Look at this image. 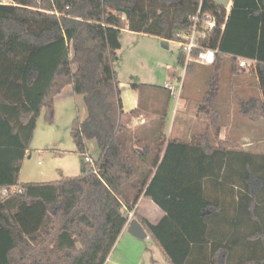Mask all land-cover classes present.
<instances>
[{
	"label": "trees",
	"instance_id": "trees-1",
	"mask_svg": "<svg viewBox=\"0 0 264 264\" xmlns=\"http://www.w3.org/2000/svg\"><path fill=\"white\" fill-rule=\"evenodd\" d=\"M5 1L0 2V264H104L129 212L169 264H264V153L237 151L229 138L218 139L216 107L223 60L229 58L230 72L238 77L237 59H252L246 73L261 96L238 98V109L243 116L264 118V0H230L228 13L213 0ZM199 6L218 24L200 41L217 49L199 102L209 127L189 140L166 138L171 93L165 86L163 112L128 127L121 122L113 67L121 29L178 41L177 33L191 27ZM183 62L180 50L181 67ZM195 65L188 62L185 72ZM66 85L82 96L86 109L83 119L76 115L71 121L75 152L88 156L87 140L93 138L99 154L76 175L19 181L37 118L44 110L46 121L53 122L54 96ZM16 187L20 191L1 193ZM142 194L164 212L157 223L138 212Z\"/></svg>",
	"mask_w": 264,
	"mask_h": 264
},
{
	"label": "rangeland",
	"instance_id": "rangeland-1",
	"mask_svg": "<svg viewBox=\"0 0 264 264\" xmlns=\"http://www.w3.org/2000/svg\"><path fill=\"white\" fill-rule=\"evenodd\" d=\"M225 10L228 13L229 6ZM119 39L122 47L117 53L116 58L118 60H115L114 63L117 79L129 86L131 83L138 84V88H136L140 103L138 112L145 113L148 118L145 122L163 112L165 100L164 83L172 81L178 86L177 78H182L183 90H181V100L178 103L173 98L168 101L166 108L167 121L163 127L166 138L169 136L175 137L178 120H172L174 108L183 106L184 99H187L189 93L195 94V92H192L194 91V86L201 85L204 89L207 87L205 79L211 74V66L198 63V65H195V72H184L178 63L180 48L178 42L175 40H167L168 46H165L158 37L127 29H122ZM239 71L238 77L233 76L230 72L229 58L223 60L220 72L221 89L218 104L222 117L225 115L224 105H226L227 100L234 103L230 98L233 97V94L227 93V89L230 84L237 83L239 78L241 80L237 84L247 85L249 88L247 94L252 93L250 94L251 96H256L255 93L258 89L255 78L252 74L246 73L248 72L247 68L239 66ZM65 87L59 94L54 96L53 122L48 123L46 121L44 110L40 112L37 118L33 136L20 169L19 181H51L59 179L62 175L72 176L81 171L84 156L75 152V144L70 136V125L76 115L80 119H83L86 115V109L82 96L73 95L71 85L69 87L66 85ZM227 95L230 96L228 99L226 98ZM243 96L245 97V95ZM200 97L201 95L199 94ZM188 102L189 105L193 103V106L195 105L194 107H196L198 100L194 102V100L189 98ZM175 105L177 106L175 107ZM190 107L192 108V106ZM190 107L188 106V108ZM179 111L180 109L175 111L176 116ZM222 121L225 122V120ZM199 127L200 124L189 126L185 128V132L183 131V133L180 132L179 134L191 137L198 133ZM87 145L88 156L92 160L96 159L99 149L95 139H88ZM140 207L141 209H146L148 208V204L141 200ZM38 214L39 212H36L32 215L37 216ZM104 264L169 263L161 250L148 236L146 238H136L130 233L125 232L124 235L118 237Z\"/></svg>",
	"mask_w": 264,
	"mask_h": 264
},
{
	"label": "crops",
	"instance_id": "crops-1",
	"mask_svg": "<svg viewBox=\"0 0 264 264\" xmlns=\"http://www.w3.org/2000/svg\"><path fill=\"white\" fill-rule=\"evenodd\" d=\"M0 2L6 3L8 1L0 0ZM121 32H122V29H121L120 33ZM120 33H119V37H120ZM161 43L165 46H168L167 41H165L163 39H161ZM121 47H122V44H121ZM118 51H119V49L116 51V57H117ZM116 60H118V58H116ZM114 63H115V61H114ZM193 72H195V67L193 68L191 73H193ZM114 73H115V77L117 79L115 67H114ZM180 78L181 77H178L177 79L179 80ZM117 81L119 82L120 97H121V103H122L121 122L123 123V121H125L124 124L127 125L128 127H134V126H137L139 124L145 123V120L148 119L146 117L145 113H143L141 111L138 112L139 96H138L137 89L131 88L129 85H127L126 83H124L122 81H119L118 79H117ZM235 84H232V85L230 84V86L227 89V93H229V92L232 93L233 97H230L227 95L226 98L228 99V97H230L234 101V103L232 101L227 100L226 105H224V111H225L224 117H222L221 111H220L219 106H218L219 96H220V90H219V94H218L217 102H216V105H217L216 107H217L219 114H220V129H219V133H218V139H224L226 137L229 138L230 140H232L236 144V150L237 151L242 150L244 152H249L251 154L264 153V142H263L264 141V134H263L264 133V118H262L260 116H256V117L251 118V117L243 116L239 113L238 104H237L238 98H242V99L246 100L249 97H252L250 95L252 93L247 94L248 93L247 90L249 89L247 85H241V84H237V83H235ZM69 86L70 85H68V87ZM65 88L66 87H63L62 90ZM220 89H221V86H220ZM257 89L258 90L255 93L256 96H261L259 88H257ZM181 90H183V89H181ZM181 90L177 96L171 95L168 101H170L173 98V99H175V102L178 103V101H180L181 97H182L181 96V94H182ZM193 90L194 91H192V92H195V94L192 95L191 93H189V96L187 97V99H184V105L183 106L175 105V107L177 106L176 108H174L175 111L177 109H180L178 115L176 116L175 111H173V115H172V120H178L177 121L178 127H177L176 137H181V138L186 139V140H189L188 136H186L184 134H181V135L179 134L180 132H182V133H183V131L185 132L186 131L185 128H188L189 126H192L195 124H200V127L198 128V133H199L205 127H209L208 119L199 110V102L201 101V98H202L204 92L206 91V88L204 89L201 85H198V86L196 85V86H194ZM238 92L240 95L238 94ZM59 93H57V94H59ZM197 93H199L201 95L200 98H199V94L197 96ZM243 95H245V97ZM189 98L194 100V102L198 100L196 107H194L195 105L193 106V103L192 104L190 103V105H189V102H188ZM188 106L189 107L192 106V108L190 107L191 108L190 109V108H188ZM175 116H176V118H175ZM165 120L167 121V116H166ZM222 120H225V122ZM166 121H165V124H166ZM34 130H35V128H34ZM262 134H263V137H262ZM212 137H213V135H212ZM216 192L217 191L215 190L212 192V194H216ZM223 194H224L223 199H226V201H228L230 198L227 196L226 193H223ZM141 200H143L144 202H146V204H148V208L141 209V207H140ZM136 208H137L138 212L143 217H145L146 219H148L152 223H157L162 218V216L164 215V212L156 204H154L150 198L144 196L143 194L140 196V198L137 202ZM127 226H128V224L126 223V225L123 227L119 236L124 235L125 232L128 233ZM108 257H109V255H108ZM108 257H107V259H108Z\"/></svg>",
	"mask_w": 264,
	"mask_h": 264
},
{
	"label": "built area",
	"instance_id": "built-area-1",
	"mask_svg": "<svg viewBox=\"0 0 264 264\" xmlns=\"http://www.w3.org/2000/svg\"><path fill=\"white\" fill-rule=\"evenodd\" d=\"M192 25L184 32L177 33L178 44L181 52L184 55V62L182 68L185 72V67L188 62H196L199 64L210 65L215 60L217 49L203 46L200 41L207 38L211 31L218 27L216 18L209 12L201 11L199 6L198 11L191 17ZM238 66L244 68H251L255 61L239 57L237 59ZM164 86L169 89L171 95L177 96L182 89V78L178 80V86L172 81H167ZM85 162H92L89 156H84ZM20 191L19 188H3L1 193L7 194L12 191ZM132 219V212L128 213V222Z\"/></svg>",
	"mask_w": 264,
	"mask_h": 264
},
{
	"label": "water",
	"instance_id": "water-1",
	"mask_svg": "<svg viewBox=\"0 0 264 264\" xmlns=\"http://www.w3.org/2000/svg\"><path fill=\"white\" fill-rule=\"evenodd\" d=\"M213 1L218 6H222L224 8L229 6V10H230V5H231L230 0H213ZM124 11L126 14H128L127 10H124ZM127 231H128V233H130L131 235H133L136 238H146L147 237V233L144 230V228L142 227V225L134 218H132L128 222Z\"/></svg>",
	"mask_w": 264,
	"mask_h": 264
}]
</instances>
